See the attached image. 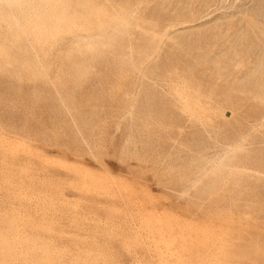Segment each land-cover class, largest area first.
<instances>
[{"label": "rangeland", "instance_id": "374dc122", "mask_svg": "<svg viewBox=\"0 0 264 264\" xmlns=\"http://www.w3.org/2000/svg\"><path fill=\"white\" fill-rule=\"evenodd\" d=\"M0 264H264V0H0Z\"/></svg>", "mask_w": 264, "mask_h": 264}, {"label": "bare ground", "instance_id": "6f19581e", "mask_svg": "<svg viewBox=\"0 0 264 264\" xmlns=\"http://www.w3.org/2000/svg\"><path fill=\"white\" fill-rule=\"evenodd\" d=\"M69 13V12H68ZM21 16V15H20ZM78 18V17H77ZM44 34V33H43ZM32 42V41H31ZM135 68V67H134ZM230 148V147H229ZM44 262V261H43Z\"/></svg>", "mask_w": 264, "mask_h": 264}]
</instances>
